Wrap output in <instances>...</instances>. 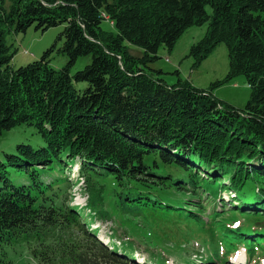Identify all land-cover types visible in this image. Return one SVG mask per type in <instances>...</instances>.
I'll list each match as a JSON object with an SVG mask.
<instances>
[{
	"label": "trees",
	"instance_id": "16d2710c",
	"mask_svg": "<svg viewBox=\"0 0 264 264\" xmlns=\"http://www.w3.org/2000/svg\"><path fill=\"white\" fill-rule=\"evenodd\" d=\"M58 24L64 66L50 64L55 43L12 66L6 34ZM203 24L189 50L193 66L223 43L226 77L207 89L180 78L169 84L153 66L159 48L171 51ZM86 55L91 61L70 74ZM237 75L250 88L242 108L213 93ZM18 125L41 140L0 157V253L26 244L38 264H167L156 237L176 247L196 226L214 230L212 248L176 264H229L242 245L247 262L261 263L264 0H0V136ZM75 163L77 176H67ZM77 178L87 190L82 207L65 190ZM117 213L138 217L155 238H105L92 226ZM254 251L261 256L251 260Z\"/></svg>",
	"mask_w": 264,
	"mask_h": 264
},
{
	"label": "rangeland",
	"instance_id": "374dc122",
	"mask_svg": "<svg viewBox=\"0 0 264 264\" xmlns=\"http://www.w3.org/2000/svg\"><path fill=\"white\" fill-rule=\"evenodd\" d=\"M65 24L51 26L46 30L36 29L34 26L27 28L25 32H10L6 34V43L10 46V50L14 51L11 64L13 67L25 65L33 60L39 59L42 53L47 50L52 44H56V50L50 52V64L55 68H61L66 63V57L57 51V48L62 44V31ZM105 30L111 29L109 20L104 19L101 24ZM206 24L193 25L186 29L182 36L178 39L174 48L168 51L165 47H160L158 50L159 58L153 63L155 68L163 70L162 77L169 83H175L178 78L187 79L193 85L207 89L213 87V83L223 80L228 73V55L225 44L216 45L210 55L204 59L199 65L193 66V58L189 55L190 46L197 42L206 31ZM129 45L130 53L140 55V48L135 45ZM91 61V56H80L75 63L70 67V74L77 70H81ZM177 71V72H176ZM77 89L82 90L85 82H75ZM213 93L221 100L226 101L236 108H242L246 104L250 96V88L243 75H237L229 80L218 83ZM41 140L36 129L28 125H18L10 130L4 131L0 136V157L4 153H12L18 143H38ZM77 163L73 164L71 170L67 172V176H77ZM81 178H77L78 182L75 185L68 186L65 190L69 192L71 203L73 202L78 207H82L87 197L84 183ZM108 208V206H106ZM117 220V221H116ZM138 217H129L126 213H117L112 218L96 219L92 224L93 227L98 225L100 233L106 238L111 232L125 234L126 237H139L136 242H150L149 239H154L153 233L149 234V230L144 228L142 222H136ZM137 223V224H135ZM202 229V228H199ZM196 231L198 235L196 236ZM215 234L211 228H204L198 231V227L194 226L191 231L189 243L180 241V245L172 247L174 244L170 241L156 237L158 242L157 250L164 252L167 264H176L178 258H182L183 262L194 261L197 256H194L196 251L200 250L202 254H206L212 248V240ZM147 235V236H146ZM127 239V238H126ZM154 245L153 243H151ZM218 246V244L216 245ZM192 247V248H191ZM178 248V249H177ZM195 249V250H193ZM244 254V251H240ZM261 253L258 251L252 252L250 259L259 258ZM0 258L9 264H38L31 255L28 245H16L10 250L7 249L5 255L0 253ZM261 264H264V256L261 257Z\"/></svg>",
	"mask_w": 264,
	"mask_h": 264
}]
</instances>
